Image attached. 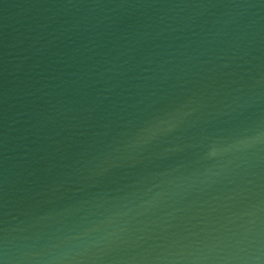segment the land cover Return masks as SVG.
I'll use <instances>...</instances> for the list:
<instances>
[{
  "label": "water",
  "instance_id": "1",
  "mask_svg": "<svg viewBox=\"0 0 264 264\" xmlns=\"http://www.w3.org/2000/svg\"><path fill=\"white\" fill-rule=\"evenodd\" d=\"M0 264H264V0H0Z\"/></svg>",
  "mask_w": 264,
  "mask_h": 264
}]
</instances>
